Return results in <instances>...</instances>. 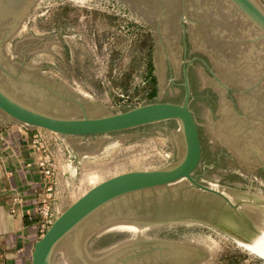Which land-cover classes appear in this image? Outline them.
<instances>
[{
	"label": "rangeland",
	"instance_id": "obj_1",
	"mask_svg": "<svg viewBox=\"0 0 264 264\" xmlns=\"http://www.w3.org/2000/svg\"><path fill=\"white\" fill-rule=\"evenodd\" d=\"M165 1L161 19L160 8L146 16L129 9L128 23L99 2L35 0L20 24L21 41L15 32L0 46L3 66L16 77H0V87L59 115L77 111L53 92L102 107L89 109L92 115L152 102L179 103L182 91L173 83L180 82L181 0ZM257 2L264 8V0ZM184 10L187 53L203 55L234 96L226 100L206 68L192 63L189 109L201 149L192 174L212 186L225 185L228 200L236 205L246 200L241 202L245 206L230 210L219 198L186 190L184 183L133 193L105 206L81 232L69 235L53 264H88L108 253L111 259L103 264H264L262 256L241 245L251 233L242 240L223 228L231 221L264 230V180L254 172L258 162L251 151L256 148L264 164V41L251 40L254 30L224 0H184ZM4 25L1 21L0 30ZM21 90L42 95L40 101L22 98ZM67 149L69 161L61 171L64 200L53 204L56 216L102 179L174 163L182 140L177 122L166 120L84 136Z\"/></svg>",
	"mask_w": 264,
	"mask_h": 264
},
{
	"label": "water",
	"instance_id": "obj_2",
	"mask_svg": "<svg viewBox=\"0 0 264 264\" xmlns=\"http://www.w3.org/2000/svg\"><path fill=\"white\" fill-rule=\"evenodd\" d=\"M35 0H0V22L4 27L0 30V46L4 40L15 33ZM130 10H137L143 16L160 8L159 19L165 14V0H121ZM165 1V2H164ZM232 9V14L248 24L255 33L251 40L264 41V8L257 0H224ZM128 9V10H129ZM184 0H181L179 26L183 32L181 21L184 19ZM8 24V25H6ZM158 24L156 30L158 31ZM5 31V32H4ZM160 41V40H159ZM0 60V77L14 80L16 77L3 66ZM210 72L206 63L202 61ZM189 62H187L188 64ZM184 64V63H183ZM7 81V83H8ZM6 83V84H7ZM182 98L179 103L152 102L131 107L117 113L92 115L89 109L102 110V107L86 101L82 97L53 94L67 100L77 111V115H59L45 112L35 106L28 105L0 87V123H16L32 128H41L62 136L84 137L107 134L147 124L174 120L179 126L182 150L178 159L165 167L157 169H136L116 173L102 179L86 189L80 196L61 211L49 224L46 231L35 241L31 253V264H53V257L60 243L73 232L82 231L91 222L96 213L114 201L133 193L159 188H168L184 183L185 188L195 192L199 190L220 197L226 204L234 207L228 198L216 189L198 183L192 173L200 159V143L197 126L188 107L190 94L186 78V68L182 69ZM22 98L40 101L42 95H30L28 90L17 91ZM19 95V96H21ZM197 189V190H196ZM112 252H110V255ZM109 253L104 258L106 260ZM102 260L101 262H103Z\"/></svg>",
	"mask_w": 264,
	"mask_h": 264
},
{
	"label": "crops",
	"instance_id": "obj_3",
	"mask_svg": "<svg viewBox=\"0 0 264 264\" xmlns=\"http://www.w3.org/2000/svg\"><path fill=\"white\" fill-rule=\"evenodd\" d=\"M0 125L4 128L0 137V264H31L43 223V218L32 212L43 198L42 177L36 166L40 153L31 144L33 136L42 138L58 163L54 205L64 200L61 171L69 161L67 146L83 137L62 136L16 123Z\"/></svg>",
	"mask_w": 264,
	"mask_h": 264
},
{
	"label": "flooded vegetation",
	"instance_id": "obj_4",
	"mask_svg": "<svg viewBox=\"0 0 264 264\" xmlns=\"http://www.w3.org/2000/svg\"><path fill=\"white\" fill-rule=\"evenodd\" d=\"M129 9V8H128ZM181 24L183 25V32H181V28L179 26V20H177V26L179 27V39H180V43L182 45V55H181V63H180V68H179V80L180 82H177V83H173V85L175 86V88L177 89H181V91H183V88L181 86L182 84V69L183 67L186 68V78H187V84H188V89H189V94H190V99H189V102L191 101L192 99V96H191V83H190V67L192 65L193 62L197 61L199 62L202 66H204L201 62L204 61L206 63V66L208 67V69L210 70L207 62H206V59L204 58L203 55L199 54V53H194L192 56H190L188 53H187V40H186V27H185V24H184V20L181 21ZM22 30V27H19L18 30L16 32H20L19 34H17V40L19 39H22V34H23V30ZM25 35V34H24ZM19 38V39H18ZM15 39V40H16ZM27 39H30V38H26L25 40ZM8 40V39H7ZM21 41V40H19ZM161 42V40H160ZM161 44V43H160ZM187 62H189L187 64ZM184 63V64H183ZM205 67V66H204ZM169 68V67H168ZM207 71V70H206ZM208 72V71H207ZM168 74L171 75V71L168 69ZM208 74L212 75L213 76V79L215 78V80H217L218 84L222 86V88L224 89L225 93L223 94L224 98L226 100H234V96L232 95V91L231 89L225 87V85H223V83H221L215 76L214 74L212 73V71L210 70V72H208ZM188 107H189V103H188ZM251 151L253 152V154L255 155V157L257 158V166L254 168V172L255 174H258L259 177H262V179L264 180V164L262 161H260L261 159L259 158L258 156V150L256 148H252ZM192 177L200 184L204 185V186H207V187H210L212 189H216L218 191H220L222 194L223 191H225V185L224 186H220L222 187V189L218 186H212L210 184H207V183H204V182H201L199 181V179L196 177V176H193L192 174ZM240 179L244 180L242 177H240ZM230 185V184H229ZM231 186V185H230ZM172 188V187H171ZM193 189V188H192ZM192 189H189V188H186V190H192ZM197 190V189H196ZM197 193H205V194H208V195H211V196H214L216 198H219L220 200H222L220 197L212 194V193H209V192H204V191H201L199 190V192H195L194 191V194H197ZM225 195V194H224ZM223 204H225L230 210H233L235 211V208H239L241 209V206H245V205H242L241 202H247L246 200H240V202H238V204L236 205L233 204L231 202V204L234 206V207H231L229 206L228 204H226L223 200H222ZM238 214V213H237ZM241 218L242 216L240 214H238ZM243 219V218H242ZM232 222L230 221L229 222V225L233 228H230L229 227H224V232H226L227 234L233 236L234 238H236L234 235H238L239 237H241L243 239V237L245 235H248V233H251V238L248 241H245L243 243H241V245L246 249V250H249L250 252H253L255 254H258L260 256H262L264 258V230H259L256 226L254 227L253 225H250L248 223V225L250 226H247V224H244V223H241L239 224L238 222H234L232 225L231 224ZM237 224V225H236ZM264 225V224H263ZM261 225V226H263ZM255 228H257L260 232L258 233ZM190 256V255H188ZM186 257V256H185Z\"/></svg>",
	"mask_w": 264,
	"mask_h": 264
},
{
	"label": "built area",
	"instance_id": "obj_5",
	"mask_svg": "<svg viewBox=\"0 0 264 264\" xmlns=\"http://www.w3.org/2000/svg\"><path fill=\"white\" fill-rule=\"evenodd\" d=\"M74 1V0H72ZM86 1V4L92 6L96 5L97 2L105 6V10L108 14L115 15L116 17L125 18L129 23L131 20L130 11L124 7V5L118 3L116 0H75ZM96 3V4H95ZM127 23H124L126 26ZM4 132L3 126L0 125V137ZM32 146L36 151L40 153L39 158L37 159L36 166L38 172L42 177V187H43V198L42 201L34 206L32 212L38 214L43 218V223L39 229V236H41L46 229L48 228L51 221L56 217V211L53 207L54 200V191L55 185L57 184V179L59 175L58 163L53 157L52 151L46 146L42 138L35 134L31 141ZM32 214H30L31 216Z\"/></svg>",
	"mask_w": 264,
	"mask_h": 264
},
{
	"label": "bare ground",
	"instance_id": "obj_6",
	"mask_svg": "<svg viewBox=\"0 0 264 264\" xmlns=\"http://www.w3.org/2000/svg\"><path fill=\"white\" fill-rule=\"evenodd\" d=\"M250 66V65H249ZM242 239V238H241ZM242 240H244V238L242 239ZM189 255V254H188ZM108 257V256H107ZM111 257V256H110ZM109 257V258H110ZM186 257H189V256H186ZM104 258L105 257H103V258H100V259H98L97 261H95V260H90V261H88V264H103V262H107V259L109 260V258H107L106 260H104ZM111 259V258H110ZM102 260H104L103 262H101ZM87 264V263H86Z\"/></svg>",
	"mask_w": 264,
	"mask_h": 264
}]
</instances>
